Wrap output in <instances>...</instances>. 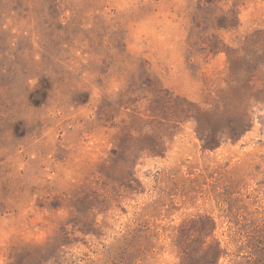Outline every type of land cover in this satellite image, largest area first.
Segmentation results:
<instances>
[{"label": "rangeland", "instance_id": "rangeland-1", "mask_svg": "<svg viewBox=\"0 0 264 264\" xmlns=\"http://www.w3.org/2000/svg\"><path fill=\"white\" fill-rule=\"evenodd\" d=\"M0 264H264V0H0Z\"/></svg>", "mask_w": 264, "mask_h": 264}]
</instances>
